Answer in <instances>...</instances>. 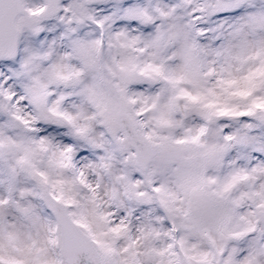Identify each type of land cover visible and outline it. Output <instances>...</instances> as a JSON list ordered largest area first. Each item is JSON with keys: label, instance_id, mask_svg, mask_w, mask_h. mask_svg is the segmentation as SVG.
<instances>
[{"label": "snow or ice", "instance_id": "obj_1", "mask_svg": "<svg viewBox=\"0 0 264 264\" xmlns=\"http://www.w3.org/2000/svg\"><path fill=\"white\" fill-rule=\"evenodd\" d=\"M0 264H264V0H0Z\"/></svg>", "mask_w": 264, "mask_h": 264}]
</instances>
